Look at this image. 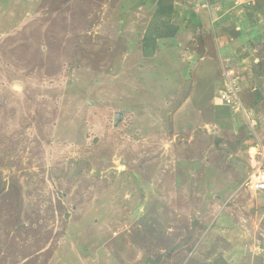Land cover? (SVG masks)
<instances>
[{
	"label": "rangeland",
	"instance_id": "rangeland-1",
	"mask_svg": "<svg viewBox=\"0 0 264 264\" xmlns=\"http://www.w3.org/2000/svg\"><path fill=\"white\" fill-rule=\"evenodd\" d=\"M157 1L0 0V264H264V0Z\"/></svg>",
	"mask_w": 264,
	"mask_h": 264
},
{
	"label": "trees",
	"instance_id": "trees-1",
	"mask_svg": "<svg viewBox=\"0 0 264 264\" xmlns=\"http://www.w3.org/2000/svg\"><path fill=\"white\" fill-rule=\"evenodd\" d=\"M172 12H173V7L170 3L163 2L162 0L157 1V7L155 9V13L157 14L156 18H160L162 16L169 18ZM155 20L152 21L153 24L150 23V25L148 26L147 30L144 33V38H143L144 40L141 47L143 52L142 54L144 56H150L153 54L154 49L156 48L155 37H162V38L168 37L176 29V27H172V29L169 32H165V30L163 31L159 25H157L158 27L155 26ZM254 94H256V96H259L261 92L256 90Z\"/></svg>",
	"mask_w": 264,
	"mask_h": 264
},
{
	"label": "built area",
	"instance_id": "built-area-1",
	"mask_svg": "<svg viewBox=\"0 0 264 264\" xmlns=\"http://www.w3.org/2000/svg\"><path fill=\"white\" fill-rule=\"evenodd\" d=\"M230 71V70H229ZM232 71V70H231ZM228 80V79H227ZM228 84H229V86H227L228 87V89L226 88V92H229V91H231V82H230V80H228ZM229 96H230V94H229ZM254 186L256 187V188H264V177L261 179V180H258V181H255L254 182Z\"/></svg>",
	"mask_w": 264,
	"mask_h": 264
},
{
	"label": "crops",
	"instance_id": "crops-1",
	"mask_svg": "<svg viewBox=\"0 0 264 264\" xmlns=\"http://www.w3.org/2000/svg\"><path fill=\"white\" fill-rule=\"evenodd\" d=\"M226 46H227L226 44H223V45H221L220 47H218V53H217V54H218V55H220V53H219V52H220V51H219V48H221V47H222L223 49H225V48H226Z\"/></svg>",
	"mask_w": 264,
	"mask_h": 264
},
{
	"label": "water",
	"instance_id": "water-1",
	"mask_svg": "<svg viewBox=\"0 0 264 264\" xmlns=\"http://www.w3.org/2000/svg\"><path fill=\"white\" fill-rule=\"evenodd\" d=\"M115 120H116V116H115Z\"/></svg>",
	"mask_w": 264,
	"mask_h": 264
}]
</instances>
